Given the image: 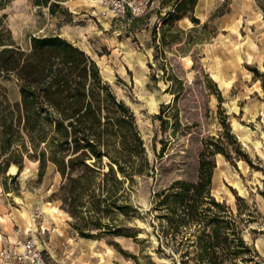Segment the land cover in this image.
<instances>
[{
  "label": "rangeland",
  "instance_id": "374dc122",
  "mask_svg": "<svg viewBox=\"0 0 264 264\" xmlns=\"http://www.w3.org/2000/svg\"><path fill=\"white\" fill-rule=\"evenodd\" d=\"M176 2L152 0L134 19L99 15L98 0H62L54 14L33 0L0 6V17L5 15L20 45L26 46L31 35L60 33L96 60L105 80L135 112L154 165V173L140 176L132 190L139 215L115 219L137 236L86 238L53 196L63 183L58 167L48 161L41 176L38 156L24 148L21 169L13 162L7 167L5 157L15 160L22 152L0 132V248L32 238L55 264H181L170 246L161 245L154 193L175 180H196L202 139L218 135L226 116L248 160L217 154L212 191L235 212L251 214L244 237L264 263V0H196L193 8L185 7L183 18L162 27ZM164 70L188 86L176 103ZM20 97L19 81L0 74V113ZM167 103L178 109L181 126L174 131L171 119L164 132L156 115Z\"/></svg>",
  "mask_w": 264,
  "mask_h": 264
},
{
  "label": "trees",
  "instance_id": "16d2710c",
  "mask_svg": "<svg viewBox=\"0 0 264 264\" xmlns=\"http://www.w3.org/2000/svg\"><path fill=\"white\" fill-rule=\"evenodd\" d=\"M8 1L0 0V6ZM33 2L54 14L62 0ZM195 4L196 0H177L162 27L183 18L185 7ZM4 16L0 17V74L14 76L21 92L20 100L0 113L4 142L16 143L22 152L15 160L6 156L7 167L13 162L21 169V148L31 149L41 163V176L48 161L62 173L63 183L53 196L63 202L81 236L136 237L133 228L115 222L119 214L129 219L139 215L132 190L140 176L154 173L135 112L80 46L60 33L31 35L22 46ZM161 40L166 43L164 36ZM164 72L176 103L188 86L174 72ZM208 82L223 101L217 83L210 77ZM156 117L164 132L171 119L174 131L181 126L178 109L171 103L162 104ZM225 117L218 135L202 139L196 180H175L154 193L162 221L158 226L161 245L170 246L181 264H264L244 237L251 214L242 215L240 208L235 212L212 191L217 154L248 160Z\"/></svg>",
  "mask_w": 264,
  "mask_h": 264
},
{
  "label": "built area",
  "instance_id": "2783aa9c",
  "mask_svg": "<svg viewBox=\"0 0 264 264\" xmlns=\"http://www.w3.org/2000/svg\"><path fill=\"white\" fill-rule=\"evenodd\" d=\"M152 0H98L99 15L109 17L127 16L134 19L144 15ZM0 264H55L43 248L32 238L16 240L0 248Z\"/></svg>",
  "mask_w": 264,
  "mask_h": 264
}]
</instances>
